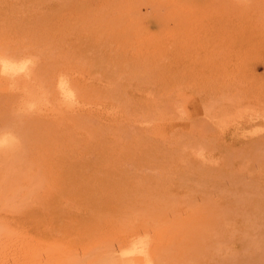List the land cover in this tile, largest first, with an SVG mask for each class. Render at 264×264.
<instances>
[{
    "label": "rangeland",
    "instance_id": "1",
    "mask_svg": "<svg viewBox=\"0 0 264 264\" xmlns=\"http://www.w3.org/2000/svg\"><path fill=\"white\" fill-rule=\"evenodd\" d=\"M0 53V264H264V0H0Z\"/></svg>",
    "mask_w": 264,
    "mask_h": 264
},
{
    "label": "bare ground",
    "instance_id": "2",
    "mask_svg": "<svg viewBox=\"0 0 264 264\" xmlns=\"http://www.w3.org/2000/svg\"><path fill=\"white\" fill-rule=\"evenodd\" d=\"M1 54V53H0ZM25 59H28V58H25ZM23 60L22 61V58H21V61H16L15 59L13 58H10V56H4L3 54L0 55V74H4L6 75L5 73H16L15 77L19 78L20 76H18V72H22L26 69H29V70H26L25 72H23L22 75H25L24 73L26 72H30V66L28 67V61L27 60ZM30 65V64H29ZM9 74V75H10ZM29 74V73H28ZM27 75V74H26ZM65 74H63L64 76ZM14 76V75H13ZM60 76V79L57 83V88H58V91L59 93L63 96H60L62 97L63 99H65L64 101L61 102V104L63 105V107L66 105L65 102L67 101V105L71 106V104H69L68 102L69 101H74L76 99V96H75V93H74V90L70 84V80H68V76H64V77H61ZM0 77L2 78L3 76L0 75ZM12 76L10 75V78ZM24 77V76H23ZM67 77V78H65ZM9 78V79H10ZM14 78V77H13ZM12 78V79H13ZM11 80V79H10ZM13 81H16L15 79H13ZM26 91V90H25ZM44 91V90H43ZM41 90V92L43 94H40L39 96H43L45 95L44 92ZM57 91V92H58ZM39 92V91H38ZM39 94V93H38ZM32 95V94H31ZM29 96V95H28ZM38 96V95H37ZM36 96V97H37ZM46 96V95H45ZM43 96V97H45ZM32 97V96H30ZM29 97V98H30ZM36 97L34 96V98L36 99ZM59 97V96H58ZM33 97L31 99H28V101L32 104H37L38 103V100L36 101ZM61 98V99H62ZM35 101H34V100ZM39 99V98H38ZM43 98H41L40 100H42ZM59 100V99H58ZM61 101V100H60ZM41 102V101H40ZM76 102V101H74ZM60 103V102H59ZM72 103V102H70ZM65 104V105H64ZM65 106L66 108L68 106ZM62 107V108H63ZM74 107V106H73ZM71 107V108H73ZM69 108V107H68ZM248 111V110H247ZM227 124V123H226ZM17 144V139H16V136L10 132V130H3L0 132V148L2 152L6 151L5 149H8V151H10V149H13L14 146H16ZM4 150V151H3ZM7 152V151H6ZM140 233V232H139ZM142 234V233H141ZM134 235V234H133ZM140 235V234H139ZM145 236L143 235H140V236H137V237H131L129 239H132L130 241L127 242V244L125 245V247H123L121 249V251L118 250V253H119V256H115L114 255V261H111V263H107L105 262V264H153V253L151 251V248H150V244H149V238L147 237L148 234L144 233ZM147 235V236H146ZM135 236V235H134ZM120 248V247H119ZM118 249V248H117ZM117 249H115L117 251ZM101 255V254H100ZM104 258V257H103ZM102 259V257H101ZM108 260V258L106 259ZM93 261V260H92ZM100 261V260H99ZM110 261V260H109ZM104 262V261H103ZM101 264V263H100Z\"/></svg>",
    "mask_w": 264,
    "mask_h": 264
}]
</instances>
